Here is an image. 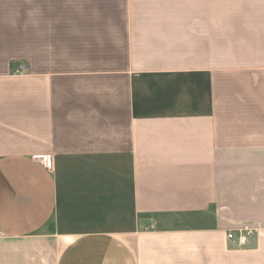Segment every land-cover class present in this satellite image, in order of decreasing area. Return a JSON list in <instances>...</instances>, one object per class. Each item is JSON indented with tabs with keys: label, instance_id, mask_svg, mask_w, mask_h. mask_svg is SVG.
<instances>
[{
	"label": "crops",
	"instance_id": "crops-1",
	"mask_svg": "<svg viewBox=\"0 0 264 264\" xmlns=\"http://www.w3.org/2000/svg\"><path fill=\"white\" fill-rule=\"evenodd\" d=\"M0 232V264H264V0H0Z\"/></svg>",
	"mask_w": 264,
	"mask_h": 264
},
{
	"label": "built area",
	"instance_id": "built-area-1",
	"mask_svg": "<svg viewBox=\"0 0 264 264\" xmlns=\"http://www.w3.org/2000/svg\"><path fill=\"white\" fill-rule=\"evenodd\" d=\"M22 70V66L17 65L15 67L16 72H20ZM33 159L39 160L43 165H45L47 168H51L52 166V158L51 155L48 154H41V155H34ZM236 231H238V235L236 237L237 241L239 244H244L246 242V235H245V230L244 229H239V230H230L227 234V237L229 239H234L236 236ZM3 236V233L0 232V237Z\"/></svg>",
	"mask_w": 264,
	"mask_h": 264
}]
</instances>
